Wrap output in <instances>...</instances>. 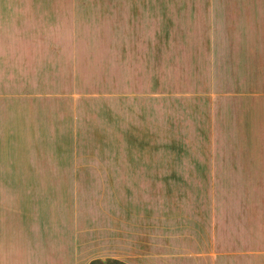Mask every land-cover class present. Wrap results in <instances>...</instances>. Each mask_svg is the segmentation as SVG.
I'll return each instance as SVG.
<instances>
[{"label":"crops","instance_id":"0c3cea01","mask_svg":"<svg viewBox=\"0 0 264 264\" xmlns=\"http://www.w3.org/2000/svg\"><path fill=\"white\" fill-rule=\"evenodd\" d=\"M12 61H228L218 75L241 82L230 95L241 102L242 264H264V0H0V264H91L101 255L85 248L90 215L76 202L74 169L60 167L42 91L22 84L40 73ZM126 206L130 245H119L120 210L116 263L234 264L214 222L205 245L186 235L179 252L157 255L147 219L138 253L137 213Z\"/></svg>","mask_w":264,"mask_h":264},{"label":"rangeland","instance_id":"374dc122","mask_svg":"<svg viewBox=\"0 0 264 264\" xmlns=\"http://www.w3.org/2000/svg\"><path fill=\"white\" fill-rule=\"evenodd\" d=\"M20 65L40 73V82L22 84L42 91L60 167L68 160L74 169L76 202L90 215L85 248L101 255L91 264H119L120 210L119 245L129 248L130 200L138 253L147 219L157 255L179 252L186 235L205 245L214 222L218 250L242 264L241 102L230 95L241 82L218 75L232 69L228 61H12Z\"/></svg>","mask_w":264,"mask_h":264}]
</instances>
